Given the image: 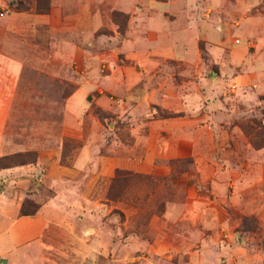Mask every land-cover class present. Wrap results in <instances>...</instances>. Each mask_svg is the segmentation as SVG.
<instances>
[{
	"label": "rangeland",
	"instance_id": "obj_1",
	"mask_svg": "<svg viewBox=\"0 0 264 264\" xmlns=\"http://www.w3.org/2000/svg\"><path fill=\"white\" fill-rule=\"evenodd\" d=\"M10 83L7 142L68 131L62 164L89 140L121 165L44 264H264V0H0Z\"/></svg>",
	"mask_w": 264,
	"mask_h": 264
},
{
	"label": "crops",
	"instance_id": "obj_2",
	"mask_svg": "<svg viewBox=\"0 0 264 264\" xmlns=\"http://www.w3.org/2000/svg\"><path fill=\"white\" fill-rule=\"evenodd\" d=\"M16 86L0 84V102L12 101ZM83 93L78 89L67 100L74 115L80 116L84 109ZM1 121L0 157L28 151L36 156L33 162L0 167V264H44V252L52 247L48 237H76L79 227L93 216L94 206L99 211L103 209L94 196L95 185L121 165L111 155H99L89 140L79 147L73 163L64 165L60 162L62 140L68 131L60 135L53 147L38 140L32 144L9 143L4 137L6 118ZM39 185L49 190L46 198L41 197ZM25 199L40 204L34 214H21Z\"/></svg>",
	"mask_w": 264,
	"mask_h": 264
},
{
	"label": "trees",
	"instance_id": "obj_3",
	"mask_svg": "<svg viewBox=\"0 0 264 264\" xmlns=\"http://www.w3.org/2000/svg\"><path fill=\"white\" fill-rule=\"evenodd\" d=\"M7 156L8 155H4V156L0 157V160L6 158ZM34 160H35V158L32 159V160H28V161L29 162H33ZM24 162H26V160L25 161H21L19 163H24ZM6 166H8V165H6ZM0 167H5V164L0 165ZM124 172L125 171H123L121 169H118V170H116V175L115 176L118 177V176H120ZM39 207H40V204L39 203L33 202L30 199H25L22 202L21 210L20 211H21V214H23V215H31V214H34L38 210Z\"/></svg>",
	"mask_w": 264,
	"mask_h": 264
}]
</instances>
